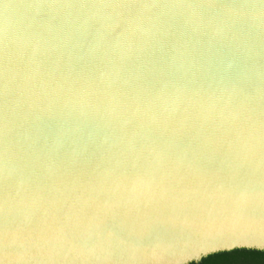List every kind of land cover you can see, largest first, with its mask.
Here are the masks:
<instances>
[{
	"label": "water",
	"instance_id": "95a60500",
	"mask_svg": "<svg viewBox=\"0 0 264 264\" xmlns=\"http://www.w3.org/2000/svg\"><path fill=\"white\" fill-rule=\"evenodd\" d=\"M264 252V0H0V264Z\"/></svg>",
	"mask_w": 264,
	"mask_h": 264
},
{
	"label": "trees",
	"instance_id": "16d2710c",
	"mask_svg": "<svg viewBox=\"0 0 264 264\" xmlns=\"http://www.w3.org/2000/svg\"><path fill=\"white\" fill-rule=\"evenodd\" d=\"M222 264H264V252L236 251Z\"/></svg>",
	"mask_w": 264,
	"mask_h": 264
}]
</instances>
